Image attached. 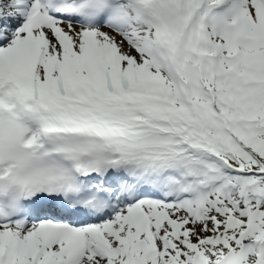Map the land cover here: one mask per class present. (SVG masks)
<instances>
[{"label": "snow or ice", "instance_id": "6c2138e0", "mask_svg": "<svg viewBox=\"0 0 264 264\" xmlns=\"http://www.w3.org/2000/svg\"><path fill=\"white\" fill-rule=\"evenodd\" d=\"M0 264H264V0H0Z\"/></svg>", "mask_w": 264, "mask_h": 264}]
</instances>
